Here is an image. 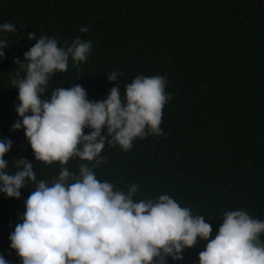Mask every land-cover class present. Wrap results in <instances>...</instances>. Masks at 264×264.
Masks as SVG:
<instances>
[{
	"label": "trees",
	"instance_id": "1",
	"mask_svg": "<svg viewBox=\"0 0 264 264\" xmlns=\"http://www.w3.org/2000/svg\"><path fill=\"white\" fill-rule=\"evenodd\" d=\"M4 23L15 26L14 33L0 34L9 44L0 60V139L12 141L3 157L8 175L20 157L33 161L36 178L48 183L61 167L78 175L87 164L114 191L136 185L135 201L167 194L205 217L213 235L229 211L264 221V0H0ZM30 32L63 47L76 37L92 41L86 62L74 66L69 58L42 99L79 84L87 99L101 101L113 84L123 97L137 76L164 77L171 98L162 108L161 134L134 139L128 151L106 144L97 166L77 157L63 166L34 161L23 129L11 130L18 120L11 80L24 75L13 60H23L35 43L26 39ZM113 71L119 76L112 84L106 76ZM31 190L35 183L21 189L19 199L0 194V254L8 264H20L8 236ZM259 239L264 242V234ZM206 243L198 239L182 260L166 258L167 264H197Z\"/></svg>",
	"mask_w": 264,
	"mask_h": 264
},
{
	"label": "clouds",
	"instance_id": "2",
	"mask_svg": "<svg viewBox=\"0 0 264 264\" xmlns=\"http://www.w3.org/2000/svg\"><path fill=\"white\" fill-rule=\"evenodd\" d=\"M80 32H86L82 26ZM11 23L0 24V34L14 33ZM14 59L24 72L15 73L11 83L17 90L14 111L18 117L11 130L23 129L34 161L65 165L70 158L102 163L100 153L107 144L128 151L133 140L147 134H161L162 108L171 98L161 76H137L124 86L113 84L119 73L106 76L113 86L105 99L91 101L79 84L58 87L42 99L49 80L73 65L86 62L92 41L79 37L67 47L58 46L54 37L39 38ZM9 47L0 38V60ZM90 131L84 134V129ZM103 130V134H102ZM12 147L10 139H0V194L19 199L20 190L35 183V190L24 200V213L9 234V248L20 264H167L183 259L182 251L197 240L207 241L198 253L197 264H264V221L251 218L244 210L223 214L213 235L201 215L193 216L167 194L157 199L135 201L137 186L127 193L114 191L109 182L99 181L87 164L79 165L78 175L61 167L58 177L48 183L38 180L33 161L20 157L15 174L8 175L3 158ZM0 264H8L0 254Z\"/></svg>",
	"mask_w": 264,
	"mask_h": 264
}]
</instances>
